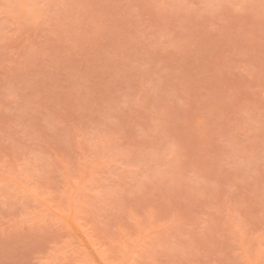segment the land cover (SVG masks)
<instances>
[{
  "label": "rangeland",
  "instance_id": "rangeland-1",
  "mask_svg": "<svg viewBox=\"0 0 264 264\" xmlns=\"http://www.w3.org/2000/svg\"><path fill=\"white\" fill-rule=\"evenodd\" d=\"M0 264H264V0H0Z\"/></svg>",
  "mask_w": 264,
  "mask_h": 264
}]
</instances>
